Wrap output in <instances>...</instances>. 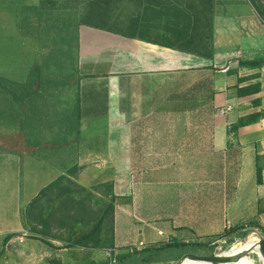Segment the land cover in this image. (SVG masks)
<instances>
[{"label": "crops", "instance_id": "obj_1", "mask_svg": "<svg viewBox=\"0 0 264 264\" xmlns=\"http://www.w3.org/2000/svg\"><path fill=\"white\" fill-rule=\"evenodd\" d=\"M18 2L22 9L29 4L0 0V19ZM126 34L78 28L79 69L103 79L107 93L102 109L81 97L76 165L94 167L90 183L110 182L117 199H133L143 213L172 216L189 192L206 196L171 232L185 244H220L235 235L228 244L235 245L264 237V64L239 65L264 59V21L247 0H215L211 59ZM7 35L8 25L0 24V37ZM221 66L228 70L220 72ZM257 84L258 92L239 95ZM227 106L231 110L221 113ZM251 115L260 116L233 129ZM28 156L0 141V264H44L55 256L53 245L26 234L24 204L41 189L24 199V180L39 177L32 162L23 170L25 159L37 160ZM180 172L191 176L181 180Z\"/></svg>", "mask_w": 264, "mask_h": 264}, {"label": "rangeland", "instance_id": "obj_2", "mask_svg": "<svg viewBox=\"0 0 264 264\" xmlns=\"http://www.w3.org/2000/svg\"><path fill=\"white\" fill-rule=\"evenodd\" d=\"M27 1L29 4H25L23 9L19 2L17 6H7L6 18L2 15L0 19L1 25H8L7 37H0V42L5 43L0 46V76L17 83L0 82V141L9 151L24 153L26 158L30 157L28 155L35 156V162L24 160L23 170L29 171L31 165L28 164L32 162L39 172L38 179L29 177L24 180V199L59 176L70 174V180L74 183L71 184L72 189L78 186L94 194L90 205L95 220L103 214L108 204H114L101 233V236H109L112 223L113 246L67 245L66 240L86 232L93 222L86 227L82 223L65 221L63 226L60 221L51 219L46 223V234L47 240L54 246L52 252L55 256L49 261L45 260L44 264H52L51 260H54V264H117L116 256L131 253L151 261L141 264H176L189 253L224 255L229 250L242 247V243L185 244L171 235L183 222L182 217L190 216L191 206L198 199L206 200V196L195 197L189 192V195L186 194L188 196L181 197V212L172 216L158 211L143 213L133 199L129 203L117 199L113 187L110 189V182L90 183L89 178L95 168L76 165L78 137L75 114L77 108L81 107V97L86 98L89 105L102 109L104 102L101 100L107 93V84L103 79L95 80L82 75L78 66L75 31L86 0H38L34 4L31 0ZM165 1L176 4L183 0ZM216 1L221 3L227 0ZM247 1L251 4L250 0ZM255 4L258 9L264 10V0H255ZM120 5L111 9L113 26H121L127 34L138 33L136 28H129L128 25L132 20L144 17L145 0H126ZM59 81L64 84L56 85ZM22 84L33 85L35 91L30 92L28 88L27 94H24L27 85L23 87ZM95 98L100 101L97 103ZM190 176L185 172L179 173L181 180ZM186 187L191 188V185ZM34 198L25 202L23 211ZM28 214L29 211L26 214L29 226H37L41 230L35 218ZM28 228L27 236L35 239L41 237V234H33ZM254 242L248 241V244ZM243 257L247 258L248 264H259L260 259L256 255L241 254L239 258L245 263ZM129 261L133 262L132 259ZM187 262L191 261H184V264Z\"/></svg>", "mask_w": 264, "mask_h": 264}, {"label": "trees", "instance_id": "obj_3", "mask_svg": "<svg viewBox=\"0 0 264 264\" xmlns=\"http://www.w3.org/2000/svg\"><path fill=\"white\" fill-rule=\"evenodd\" d=\"M126 0H86L83 12L80 15L79 23L76 29L75 43L76 53H78V27L80 25L89 26L92 28L105 30L113 33H123L121 26H113L111 9L113 6H119ZM252 7L255 9L258 16L264 21V10L256 7L255 0H250ZM121 6V5H120ZM215 0H183L179 3H173L165 0H145L144 17L137 20H132L128 27L137 29L139 36L131 35L125 36L131 38L141 39L143 41L157 43L169 48H177L181 51L195 54L200 57H213V10ZM124 35V34H123ZM153 35V36H151ZM155 38V39H152ZM264 64V59H257L252 61H239V65L248 66L251 68H259ZM0 82H11L3 76H0ZM63 81H59L56 85H63ZM1 85V84H0ZM27 84L21 86L26 87ZM34 90V86L30 85L27 89ZM259 84L247 87L238 91L239 95L251 94L259 91ZM76 135L78 137V125L80 120V107L76 111ZM260 115H251L247 118H241L233 129L239 126L252 123L259 118ZM74 172V171H73ZM69 173V172H68ZM71 173V171H70ZM74 184L70 180V174L61 175L49 185L41 189L36 197L29 203L27 208L23 211V222L25 228H28V216L35 218L38 226L30 227L29 230L34 234H41L39 238L47 245H53L47 240L46 223L53 219L60 221L65 226V221H74L85 224L86 227L93 222L86 232L77 237L71 236L66 240L67 245L72 246H87L92 244L94 247L113 246L112 238V223L110 224L109 236L106 234L101 236L103 226L108 218L109 212L113 210L114 204L111 202L102 215L95 220L93 215V207L90 205V200L94 197L91 190L85 192L86 189L76 186V189L71 188ZM99 186H102L100 184ZM112 190V184H109ZM96 188V187H95ZM94 189V188H93ZM85 193V195H84ZM54 196V197H52ZM114 198V196H113ZM52 205V206H50ZM31 213V214H30ZM60 225V227H61ZM66 229L70 230L71 228ZM239 236L244 237L246 232L239 231ZM236 234V235H237ZM235 235L227 237L222 245L232 243ZM58 239V238H56ZM199 246H206L205 244H197ZM208 254V252H207ZM117 264H141L151 263L149 259L137 257L136 254H121L116 256ZM129 261V260H131ZM125 260H128L125 262Z\"/></svg>", "mask_w": 264, "mask_h": 264}, {"label": "water", "instance_id": "obj_4", "mask_svg": "<svg viewBox=\"0 0 264 264\" xmlns=\"http://www.w3.org/2000/svg\"><path fill=\"white\" fill-rule=\"evenodd\" d=\"M248 243L247 240L243 241V246ZM264 237L259 235V240L254 246H250V248L244 252V255L251 254L255 249H258L260 253V257L262 261H264ZM242 246V247H243ZM223 253L220 254H212V255H199V254H193L189 253L185 256H183L176 264H182V262L186 259L192 260V261H204L209 264H229L232 261L236 260L238 257H240V254L234 255V256H222Z\"/></svg>", "mask_w": 264, "mask_h": 264}, {"label": "bare ground", "instance_id": "obj_5", "mask_svg": "<svg viewBox=\"0 0 264 264\" xmlns=\"http://www.w3.org/2000/svg\"><path fill=\"white\" fill-rule=\"evenodd\" d=\"M250 246H251L250 244L246 243L243 247L227 251L223 256H234V255H238V254L241 255L245 251H247L250 248ZM184 261H191V262H187V264H209V263H206L204 261H192V260H189V259H186ZM184 261L182 262V264H184ZM232 262L234 264H236L235 260L232 261Z\"/></svg>", "mask_w": 264, "mask_h": 264}, {"label": "built area", "instance_id": "obj_6", "mask_svg": "<svg viewBox=\"0 0 264 264\" xmlns=\"http://www.w3.org/2000/svg\"><path fill=\"white\" fill-rule=\"evenodd\" d=\"M214 67L216 68V65H214ZM218 69H219L220 72L225 73L228 70V67L221 66ZM230 110H231V107L230 106H227V107L221 109L220 111H221V113H226V112H229ZM20 241H21V238H20ZM257 242H258V239L254 243H252L251 246H254ZM251 254H254V255L258 256V258L260 259L259 261L261 262V264H264V261H262L258 249H255Z\"/></svg>", "mask_w": 264, "mask_h": 264}]
</instances>
